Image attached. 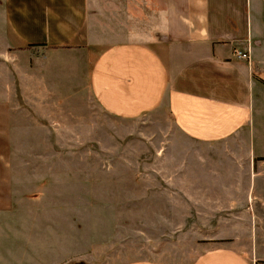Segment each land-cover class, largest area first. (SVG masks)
Wrapping results in <instances>:
<instances>
[{
  "label": "rangeland",
  "instance_id": "1",
  "mask_svg": "<svg viewBox=\"0 0 264 264\" xmlns=\"http://www.w3.org/2000/svg\"><path fill=\"white\" fill-rule=\"evenodd\" d=\"M252 15L251 37L231 51L264 85V0H253ZM15 54L5 73L16 201L21 211L64 215L49 230L63 225L62 246L76 249L70 259L190 264L207 248L247 242L252 213L264 204L246 202L251 173L241 133L196 141L167 107L113 116L91 93L87 59L25 48ZM257 96L264 107V92ZM28 231L22 246H31Z\"/></svg>",
  "mask_w": 264,
  "mask_h": 264
},
{
  "label": "crops",
  "instance_id": "2",
  "mask_svg": "<svg viewBox=\"0 0 264 264\" xmlns=\"http://www.w3.org/2000/svg\"><path fill=\"white\" fill-rule=\"evenodd\" d=\"M252 3L0 0V264H86L70 259L75 247L70 252L62 246L68 239L63 225L49 230L64 215L21 211L16 201L5 70L10 72L6 60L22 48L87 59L91 93L113 116L139 118L167 107L176 126L196 141L241 133L251 173L252 200L246 202L264 204V107L257 96L264 85L250 79L247 64L231 51L252 35ZM252 214L254 228L246 243L207 248L190 264H264V208ZM25 226L31 246H22Z\"/></svg>",
  "mask_w": 264,
  "mask_h": 264
},
{
  "label": "built area",
  "instance_id": "3",
  "mask_svg": "<svg viewBox=\"0 0 264 264\" xmlns=\"http://www.w3.org/2000/svg\"><path fill=\"white\" fill-rule=\"evenodd\" d=\"M235 55H237L239 57H246L245 55H242V53L239 51H235Z\"/></svg>",
  "mask_w": 264,
  "mask_h": 264
}]
</instances>
